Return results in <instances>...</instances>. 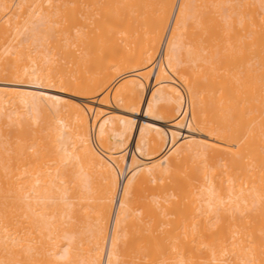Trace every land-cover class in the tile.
Here are the masks:
<instances>
[{"label": "bare ground", "instance_id": "6f19581e", "mask_svg": "<svg viewBox=\"0 0 264 264\" xmlns=\"http://www.w3.org/2000/svg\"><path fill=\"white\" fill-rule=\"evenodd\" d=\"M246 1L239 27L205 0H0V264H264V0Z\"/></svg>", "mask_w": 264, "mask_h": 264}, {"label": "rangeland", "instance_id": "374dc122", "mask_svg": "<svg viewBox=\"0 0 264 264\" xmlns=\"http://www.w3.org/2000/svg\"><path fill=\"white\" fill-rule=\"evenodd\" d=\"M203 1H204V0H203ZM205 1H206V2H205L206 4H204V2H201V3L204 4L203 6L207 7V9H205V10H207L208 12L211 13V14L209 15L211 18L207 17V14H206V18H207V19L209 18L208 21H209L210 23H212V22H211L212 18L214 19V21L216 20V18L218 19V21L222 19V20L219 21V22H223L225 25H228L230 22H232L231 19H228V16H230L231 13H233L232 9H230V8H232L233 5H236V4H237V6H238L241 2H242V4H243V3H247V5H249V4H248L249 2L246 1V0H244V2H243V0H242V1L240 0V1H239V2H240L239 4H238V0H205ZM232 1H236L235 4L232 3ZM245 1H246V2H245ZM250 1H251V0H250ZM250 3H251V2H250ZM252 3H253V2H252ZM252 3H251V5H249V6H250V9H251V8H252V9H257V8H256L257 5H256V4H253V5H255V7H254V6L252 5ZM175 4H176V2H175ZM242 4L240 5V7L238 6L239 8H242V9H240V10H243V9H245V8H248L247 5H246L247 7H246V6H243V7H242ZM251 6H252V7H251ZM201 7H202V5L200 6V2H199V7H196V9L198 10V8H199V10H200ZM203 8H204V7H203ZM239 8H238V9H239ZM258 8H259V6H258ZM218 9H219V10H218ZM220 9H221V10H220ZM252 9H251V10H252ZM203 10H204V9H203ZM227 10H228V11H227ZM222 11H223V12H222ZM245 11H246V10H245ZM257 11H260V8H259ZM261 11H262V10H261ZM261 11H260L259 14H261ZM205 12H206V11H205ZM205 12H204V13H205ZM216 12L219 13V15H218ZM220 12H221V14H220ZM227 12H228L230 15H229ZM239 12H240V11H239ZM243 12H244V11H243ZM248 12H250V10L246 11L247 14H246L245 18H243L245 14H244V15H241V16H240V15L236 16L238 12H237V13H236V12L233 13V16L235 17V19L237 18L236 20H237V22H238V24H239V27H240V25H242V23H241L242 20H244V19L246 20V19H247V21H248V20H251V19H252L251 17H249L250 15L248 14ZM244 13H245V12H244ZM208 14H209V13H208ZM227 14H228V16H227ZM250 14H251V13H250ZM259 14H258V16L261 17ZM204 15H205V14H204ZM204 15H202V16H204ZM222 15H224V16H226V17H221ZM238 17H239V18H238ZM241 17H242V18H241ZM246 17H247V18H246ZM248 17H249V18H248ZM203 18H204V17H203ZM206 18H205V19H206ZM261 18H262V17H261ZM210 19H211V20H210ZM201 20H202V18H201ZM224 20H226L227 23H226ZM240 20H241V21H240ZM205 21H206L207 23H209L207 20H205ZM216 22H217V21H216ZM245 22H246V21H245ZM245 22L243 21V23H245ZM248 22H249V21H248ZM210 23H209V24H210ZM213 23H214V22H213ZM168 36H169V34L166 35V37H168ZM165 41H167V38H165ZM165 41H164V43H165ZM164 43H163V44H164ZM164 45H165V44H164ZM163 49H165V47H163L162 50H163ZM160 52H161V54H163L164 50H163V51H160ZM162 56H163V55H162ZM163 57H164V56H163ZM162 60H163V58H162ZM162 63H163V61H162ZM154 64H155V66H157V64H159V61L157 60ZM154 64H153V65H154ZM155 66H154V68H155ZM154 68L151 66V67H150V71H151V72H154V71H153ZM128 75H130V74H128ZM128 75L125 74V75L121 76L122 79H120V78H121V77H120L118 81H116L115 83L112 84V85H113V88H111L112 86L110 87V88H111V92H110L111 95H112L113 93H115V92L117 91L118 88H120V84L124 83V81L126 82L127 80H129V78H128L129 76H128ZM127 78H128V79H127ZM126 79H127V80H126ZM132 79H133V78H132ZM121 81H122V82H121ZM177 83H178V85H179V87H180L181 89H183L184 91L186 90V88H182L183 86H182V83H181V82L179 83V81H177ZM118 84H119V85H118ZM180 84H181V85H180ZM117 85H118V86H117ZM153 85H154V86H153ZM116 86H117L118 88H117ZM154 88H155V89H154ZM156 88H157V86L155 87V83H152V80L148 82V84H147V88H146V90H145V91H146L145 93H146V99H147V100L150 98V97H149L150 94L153 93V92L156 90ZM113 89H115L114 92H113ZM108 91H110V89H109ZM185 92H186V91H185ZM107 93H108V92H107ZM187 93H188V92H187ZM189 93H190V92H189ZM113 95H114V94H113ZM96 105H97V104H95L94 106H96ZM98 106H99V105H97L95 108H98ZM112 106H113V105H112ZM113 107L116 109V106H113ZM113 107H112V109H111V108H104V109H103V108L99 107V110H100V111L102 110V112L105 111V113H107L106 111L109 112V109H110V111L115 112L117 109H116V110H115V109L113 110ZM103 110H104V111H103ZM100 111H99V112H100ZM117 111H118V110H117ZM105 113H104V114H105ZM142 115H143V113H142ZM142 115H141V117H140V116H136V118H137L138 121H141ZM94 116H96V114H95V112H92V113H91V119H92V120H95L96 117H94ZM97 119H98V118H97ZM193 120H194V119H193ZM95 121H96V120H95ZM93 133L95 134V131H94ZM94 134H93V135H94ZM94 141H95V136H94ZM98 142H99V141H98ZM95 143H96V141H95ZM99 143H100V142H99ZM135 143H136V137H135V138L133 139V141L131 142V145L129 146V148H128V150H127V153L125 152V153H126L125 155H127V156L132 155V152L134 151V148H135ZM124 166H125L124 164H123V166H121V171L124 170ZM150 189H151V190H149V191L152 192V186L150 187ZM151 192H146V195H147L148 193H151ZM150 195H151V194H150ZM148 198H149V199H148ZM151 198H152V196H149V197H148V195H147V201H149ZM152 200H153V202H151ZM152 200L149 201L148 205L150 204V202H151L152 204H154V202H155V201H154V198H153ZM152 204H151V205H152ZM149 206H150V205H149ZM147 207H148V206H147ZM151 207L153 208L154 205L151 206ZM151 207H150V208L148 207V208H149L148 210H150L149 213L152 215V217H150V218H153V213H152L153 211L151 210ZM147 213H148V212H147ZM151 215H150V216H151ZM148 218H149V217H148ZM148 218H147V219H148ZM152 220H154V219H152ZM152 220H151V219H150V221L148 220V221L150 222V223H149V224H150V227H149V224H148V226H145V227H148L149 229H150V228L152 229V227L155 226V225H153V221H152ZM138 221H139V220H138ZM145 221H146V220H145ZM145 221H144V223L146 224ZM139 222H140V221H139ZM139 222H138V223H139ZM140 223L142 224L143 221L140 222ZM144 223H143V224H144ZM145 224H144V225H145ZM151 224H152L153 226H152ZM144 225H143V226H144ZM136 226H138V225L136 224ZM136 226L133 227L134 230H135V228H138L139 232H142V230H143V233L145 234L146 237L149 236V237H150L149 239H151V240L155 239L154 237L152 238V237L150 236V235H152V236L155 235V234H151V232H152L151 230H148V228H147V230H146V228H142L141 226H138V227H136ZM151 226H152V227H151ZM139 227H141V231H140ZM154 229H155V228H154ZM144 230H145V231H144ZM152 230H153V229H152ZM136 231H137V229H136ZM136 231H134V232H135V237L138 238V236H139V237L141 236V235H140L141 233H138V232H136ZM147 231H148V232L150 231L149 235H146V232H147ZM148 232H147V233H148ZM152 233H154V231H153ZM136 235H137V236H136ZM135 237H134L133 241H134V240H135V242H136V241H139V240H136ZM144 238H145V237H144ZM139 239H140V238H139ZM145 240H146V239H145ZM145 240H143V238H142L140 242H142V241L144 242ZM133 243H134V242H133ZM133 243H132V244H133ZM138 244H139V242H138ZM136 245H137V243H136L135 245H133V246L136 247ZM133 246L130 245V248L133 249ZM135 247H134V248H135ZM132 249H129V252L133 253L134 256H136V255H137V252H134V249H133V250H132ZM133 254H132V256H133ZM134 261H135V260H134ZM134 261H133V262H134ZM128 262H129V260H128ZM130 262H132V261H130ZM133 262H132L131 264H134ZM136 263H137V262H136ZM128 264H129V263H128ZM137 264H138V263H137ZM152 264H155V262H153Z\"/></svg>", "mask_w": 264, "mask_h": 264}]
</instances>
